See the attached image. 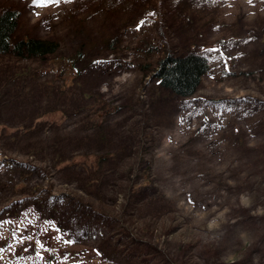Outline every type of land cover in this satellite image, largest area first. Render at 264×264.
<instances>
[{"label":"rangeland","instance_id":"obj_1","mask_svg":"<svg viewBox=\"0 0 264 264\" xmlns=\"http://www.w3.org/2000/svg\"><path fill=\"white\" fill-rule=\"evenodd\" d=\"M1 7L57 47L0 55V264H264V0ZM190 48L208 70L169 97Z\"/></svg>","mask_w":264,"mask_h":264},{"label":"trees","instance_id":"obj_2","mask_svg":"<svg viewBox=\"0 0 264 264\" xmlns=\"http://www.w3.org/2000/svg\"><path fill=\"white\" fill-rule=\"evenodd\" d=\"M18 16L12 8H0V55L38 61L52 54L57 47L55 42L18 33ZM207 70V58L195 49H184L180 53L168 49L158 60L154 75L159 91L169 97L186 98L198 90ZM158 95L157 101L163 97ZM140 188L137 190L141 191Z\"/></svg>","mask_w":264,"mask_h":264},{"label":"snow or ice","instance_id":"obj_3","mask_svg":"<svg viewBox=\"0 0 264 264\" xmlns=\"http://www.w3.org/2000/svg\"><path fill=\"white\" fill-rule=\"evenodd\" d=\"M34 2H36V0H34Z\"/></svg>","mask_w":264,"mask_h":264}]
</instances>
